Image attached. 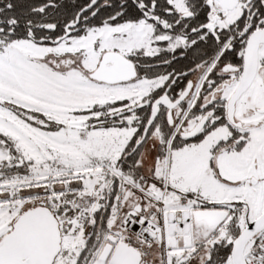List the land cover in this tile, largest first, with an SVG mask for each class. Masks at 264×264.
<instances>
[{
    "label": "snow or ice",
    "instance_id": "obj_1",
    "mask_svg": "<svg viewBox=\"0 0 264 264\" xmlns=\"http://www.w3.org/2000/svg\"><path fill=\"white\" fill-rule=\"evenodd\" d=\"M0 264H264V0H0Z\"/></svg>",
    "mask_w": 264,
    "mask_h": 264
}]
</instances>
